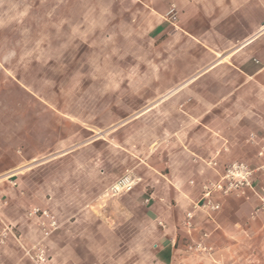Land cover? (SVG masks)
<instances>
[{"label":"crops","instance_id":"crops-1","mask_svg":"<svg viewBox=\"0 0 264 264\" xmlns=\"http://www.w3.org/2000/svg\"><path fill=\"white\" fill-rule=\"evenodd\" d=\"M113 1L112 8L130 11L131 24L155 45L161 64L152 68L149 87L159 96L131 119L137 125L107 132L113 140L103 146L97 144L103 136H93L59 151L58 158L74 152L72 162L57 166H72L75 177H60L57 192L44 177V206L25 213L24 223L32 225L19 227L20 238L32 245L42 239L47 264H264V159L258 155L264 146V0ZM94 4L90 9L103 8ZM146 122L154 123V137L146 136V148L138 151L133 128ZM102 154L106 164L120 167L104 168L101 191L132 174L138 183L131 192L107 199L98 196L97 183L83 184L82 159L89 155L95 177ZM235 162L254 171L247 196L205 198L202 186ZM17 168L15 162L2 170L13 176ZM32 208L48 211L58 229L48 217L30 218ZM199 242L213 251H188ZM20 246L18 260L31 262L27 246Z\"/></svg>","mask_w":264,"mask_h":264},{"label":"rangeland","instance_id":"rangeland-1","mask_svg":"<svg viewBox=\"0 0 264 264\" xmlns=\"http://www.w3.org/2000/svg\"><path fill=\"white\" fill-rule=\"evenodd\" d=\"M91 2L103 8L90 9ZM115 5L113 0H0V264H37L28 255L32 263L18 260L21 244L27 246L25 255L34 246L18 229L32 225L24 223L30 207L44 206V177L56 192L60 177H75L72 166H57L72 162L74 152L58 158L59 151L95 136H103L97 142L103 146L113 140L107 132L137 125L138 119H131L159 96L149 87L152 68L161 64L155 45L131 24L130 11ZM145 124L141 135L133 128L138 151L146 148V136L154 137V123ZM106 158L99 155L95 177L89 155L82 159L83 184L97 183L98 196L105 193L104 168L120 167L106 164ZM15 162L13 176L2 170ZM38 243L44 245L42 239Z\"/></svg>","mask_w":264,"mask_h":264},{"label":"built area","instance_id":"built-area-1","mask_svg":"<svg viewBox=\"0 0 264 264\" xmlns=\"http://www.w3.org/2000/svg\"><path fill=\"white\" fill-rule=\"evenodd\" d=\"M259 157L264 159V146L259 152ZM254 171L243 162H235L227 166L220 176L218 181H207L202 186L203 196L210 199L214 194L230 195L235 194L240 197L247 196V190L252 189L253 185ZM138 180L132 174H126L118 178L113 184H111L105 191L104 197L111 199L118 197L125 193L131 192L137 185ZM210 208L214 211L220 209L219 204L208 203ZM260 209L264 211V193L261 197ZM30 218L33 217H48L50 218V227L52 230L58 229V224L54 217L46 210H41L39 208H32L28 212ZM193 218L192 213L187 214V226L192 227L191 220ZM6 236V233L4 234ZM188 251L197 253H211L213 249L211 247L205 246L203 243L199 242L196 244H190L188 246ZM27 255L37 264H47V255L44 246L41 243L34 245L32 248L26 251Z\"/></svg>","mask_w":264,"mask_h":264}]
</instances>
